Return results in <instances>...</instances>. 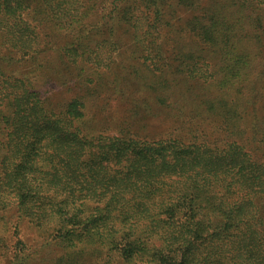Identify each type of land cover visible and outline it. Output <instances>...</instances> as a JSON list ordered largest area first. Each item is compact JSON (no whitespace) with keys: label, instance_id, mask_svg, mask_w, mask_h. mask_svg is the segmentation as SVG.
I'll return each mask as SVG.
<instances>
[{"label":"trees","instance_id":"trees-1","mask_svg":"<svg viewBox=\"0 0 264 264\" xmlns=\"http://www.w3.org/2000/svg\"><path fill=\"white\" fill-rule=\"evenodd\" d=\"M48 243L264 264V0H0V256Z\"/></svg>","mask_w":264,"mask_h":264},{"label":"rangeland","instance_id":"rangeland-1","mask_svg":"<svg viewBox=\"0 0 264 264\" xmlns=\"http://www.w3.org/2000/svg\"><path fill=\"white\" fill-rule=\"evenodd\" d=\"M23 68L25 70H27V68H29V67L27 65V66H24ZM23 68H21V69L18 68V69H19V71H21V70L23 71L24 70ZM82 89H84V88H82ZM78 90L79 89H75V91H78ZM126 90L129 91V88L127 87ZM129 93H131V92H129ZM54 95H55V98L62 99L66 95L71 96L72 93L71 92L66 93V91H63L61 88H59L58 90L54 91ZM101 100L99 99L100 104H101V102H100ZM96 102H98V101H96ZM95 103L90 104V109H92L95 112H98L99 115L102 116L101 112L99 111L101 109V105L98 103L97 104H95ZM126 107H127V105L123 99H117V101L113 100L112 106H110V109L108 108V110H109L108 112L110 114L113 113V115H115V116L119 115V117H120L121 110L125 109ZM11 219L14 220L15 222H19V220L16 216H11ZM21 235L24 238H26V240H29L31 243H36L37 245H39L41 243V241H43V239L39 236V234L36 232L34 227H32L27 221H24L21 224ZM10 238H13L12 233H11ZM59 253L60 252L58 249L51 248L49 243H48V246L44 250V253L41 254L40 256L35 255V257L32 259L31 264H51L49 258L52 256H56ZM0 264H5V261H4V259H2L1 256H0ZM117 264H120V263L117 262Z\"/></svg>","mask_w":264,"mask_h":264}]
</instances>
